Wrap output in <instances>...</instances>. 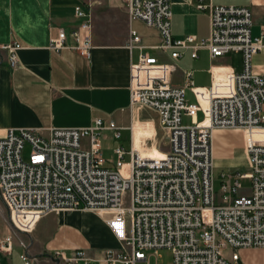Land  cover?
I'll return each instance as SVG.
<instances>
[{
	"label": "built area",
	"instance_id": "1",
	"mask_svg": "<svg viewBox=\"0 0 264 264\" xmlns=\"http://www.w3.org/2000/svg\"><path fill=\"white\" fill-rule=\"evenodd\" d=\"M124 3L131 19L157 31L156 48L172 62L186 51L195 59L201 49L214 58L240 53L242 71H213L212 83L205 88L195 86L186 71L185 85L176 87L167 81L173 63L138 55L130 67V107L157 114L167 142L161 157L142 156L132 144L128 151L119 145L113 149L117 161L107 166L101 134L110 131L119 141L121 129L102 119L84 128H53L46 136L28 129L6 130L0 137V195L12 229L28 234L47 214L89 211L103 219L117 247L104 249L100 259L82 249L55 251L52 258L59 264H142L147 253L161 249L171 252L172 264H245L239 251L264 249V74L252 66L263 46L261 37L251 36L252 13L242 6H207L198 0L197 10L208 9V37L173 39L170 0ZM75 16L81 19L79 26L68 33L60 30L49 49L89 57V14L76 7ZM129 47L142 49L136 31L130 32ZM20 48L18 43L0 45L12 69ZM186 89L194 103L187 102ZM184 116L190 125L182 124ZM216 129L241 132L247 172L213 164ZM129 132L132 141V127ZM11 246V236L6 237L2 248ZM21 260L31 263L26 254Z\"/></svg>",
	"mask_w": 264,
	"mask_h": 264
},
{
	"label": "crops",
	"instance_id": "2",
	"mask_svg": "<svg viewBox=\"0 0 264 264\" xmlns=\"http://www.w3.org/2000/svg\"><path fill=\"white\" fill-rule=\"evenodd\" d=\"M197 2L170 0L173 39L208 37V9L197 10ZM203 4L242 6L251 11V36L261 37L263 46L253 58V71L264 74V0H203ZM76 7L89 14V57L68 49H49L51 39L60 30L68 33L81 23L75 16ZM131 31L139 35L142 49L129 47ZM11 43L21 48L14 69L8 64V53L0 49V137L8 129H28L46 136L53 128H84L102 119L104 124L112 121L121 129V138L123 132H128L125 149L128 151L132 144L145 157H161V144L167 142L165 136L159 140L161 128L154 111L130 107V67L140 53L156 58L160 64L173 63L175 70L168 74L167 81L176 87L185 85L186 71L191 72L194 85L203 88L212 83L213 71H242L240 53L214 58L201 49L195 59L186 51L172 62L168 53L156 48L157 31L131 19L124 0H0V45ZM235 56L239 58L238 67L233 64ZM186 93L192 96L187 89ZM130 127L135 132L132 141ZM231 134L239 136L241 132L214 131L215 145L224 144L234 151L227 142ZM213 164L242 167L248 165V159L245 152H240L229 161L213 159ZM9 236L12 246L6 250L2 247ZM115 247L117 242L103 219L89 211L50 213L41 217L30 233L15 232L0 195V264H24V254L31 260L29 264H59L52 258L53 253L73 249L100 259L104 249Z\"/></svg>",
	"mask_w": 264,
	"mask_h": 264
},
{
	"label": "rangeland",
	"instance_id": "3",
	"mask_svg": "<svg viewBox=\"0 0 264 264\" xmlns=\"http://www.w3.org/2000/svg\"><path fill=\"white\" fill-rule=\"evenodd\" d=\"M233 64L237 67L239 66L238 56L233 57ZM186 99L189 103L195 102L194 98L189 93H186ZM199 119H200V116H199ZM182 124L184 126L190 125V119L184 116L182 118ZM136 134L139 135L140 133L136 132ZM158 136H159V140L160 138L162 139L165 136V132L161 129L158 132ZM127 140H128V132L122 133V138L120 141H116L113 139L112 132L110 131L102 132L101 134L102 157L105 161H107L108 166L112 167L114 163L117 161V158L113 152V149L119 145H122L124 148H126ZM227 142H229V144L233 146L232 149L234 148L235 149L234 151L232 150L230 151L229 148L226 147L224 144L215 145V142L213 139V143H212L213 159H216L218 161H229L230 159L234 158L238 153L244 152V140H243L242 134H240L239 136L233 135V134L227 136ZM82 145L84 147L87 146L86 139L82 140ZM162 145L163 143L161 144L160 152H165L167 150V147H165L166 144H164L163 146ZM27 153H28V148H25L23 155L26 156ZM124 160L127 161V158H125ZM247 166H242L241 171L247 172V168H246ZM217 167L226 168L229 166L220 165ZM215 173L218 174L217 171ZM247 186H248V183L247 181H245L243 183V188H247ZM216 189H217V184H216ZM64 213H70V212H64ZM227 254L228 252L225 251V255ZM239 256H240V259L245 264H264V249H259L257 251L241 250L239 251ZM172 261H173V258H172L171 252L166 249H161V250H158V252L155 254L152 253L149 255V253H147V260L146 262L142 264H172Z\"/></svg>",
	"mask_w": 264,
	"mask_h": 264
},
{
	"label": "bare ground",
	"instance_id": "4",
	"mask_svg": "<svg viewBox=\"0 0 264 264\" xmlns=\"http://www.w3.org/2000/svg\"><path fill=\"white\" fill-rule=\"evenodd\" d=\"M217 130H218V129H216V130H214V131H217ZM214 131H213V132H214ZM141 155H142V154H141ZM142 156H144V155H142Z\"/></svg>",
	"mask_w": 264,
	"mask_h": 264
}]
</instances>
